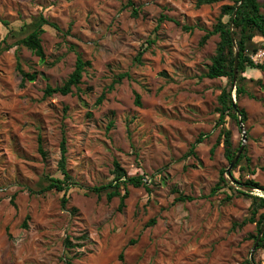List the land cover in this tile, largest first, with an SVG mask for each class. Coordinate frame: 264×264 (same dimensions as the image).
Masks as SVG:
<instances>
[{"label": "rangeland", "instance_id": "1", "mask_svg": "<svg viewBox=\"0 0 264 264\" xmlns=\"http://www.w3.org/2000/svg\"><path fill=\"white\" fill-rule=\"evenodd\" d=\"M127 2L0 0V264L250 260L257 227L250 222L234 226L249 216L251 201L235 189L260 196L264 191L226 176L233 189L224 186L210 195L229 165L216 111L226 80L202 76L218 36L199 44L221 5L233 0L201 5L197 0ZM260 2L264 13V0ZM40 16L47 20L41 35L43 59L14 43ZM163 16L177 23L163 19L155 30ZM77 53L90 61L78 88L44 97L46 84L60 85L67 78ZM248 55L264 65V37H253ZM17 63L34 80L22 83ZM120 73L128 76L109 90ZM242 75L254 96L237 101L247 114L243 131L249 161L243 158L233 174L264 186V69L247 67ZM135 93L140 105L134 103ZM110 120L113 125L107 129ZM62 126L66 166L75 181L65 205L61 192H37L49 177L61 178ZM223 126L231 128L234 146H239L238 123L226 117ZM200 134L202 141L190 151ZM113 160L128 174L142 175L147 186L128 185L120 211L118 197L107 201L105 195L88 193L113 177ZM179 194L192 199L177 201ZM250 261L264 264V249L256 248Z\"/></svg>", "mask_w": 264, "mask_h": 264}, {"label": "trees", "instance_id": "2", "mask_svg": "<svg viewBox=\"0 0 264 264\" xmlns=\"http://www.w3.org/2000/svg\"><path fill=\"white\" fill-rule=\"evenodd\" d=\"M218 0H197V5L212 3ZM240 0H233V3H225L221 5L219 15L215 23L212 25L210 30H207L199 40V44L203 45L206 40L212 36H218V42L216 45L215 53L210 59V64L207 66V71L202 75L203 77L208 78H224L226 80V85L223 86L217 95V105L216 111L218 112V125H222L220 130V137H222L223 144V153L224 157L228 162L233 158L239 146H234L232 139V130L229 126H223L226 121V117L233 119L237 122L238 114L241 116L242 122L244 123L247 118L246 111L243 107H240L237 104L239 98L243 95H248L250 98L254 96L247 92L246 86L243 83L245 77L242 75L247 67L264 69L263 64L254 63L253 60L248 55V44L252 42L254 36L264 37V13L261 12V2L260 0H244L240 4L237 13L233 20V30L232 34L234 36L235 44L233 45L231 39V32L228 28L232 12L235 9L236 5ZM128 5H132L131 0H128ZM132 14L136 15V10L132 9ZM226 17V19H224ZM163 19L173 20L169 17L163 16L159 18L158 24L155 27L157 29L159 23ZM177 23L176 20H173ZM47 23V20L42 16L39 17L37 25L30 29L23 36L18 38L14 43L22 45L29 49L32 53L37 55L40 59L44 58V51L42 46L41 35L45 31L43 25ZM187 29V26H184ZM235 47L238 50V64H237V75L235 82V99H236V108L232 107V92L231 88L232 79H233V66H234V51ZM87 66H90L89 60H84L80 53L76 54V60L74 63L73 70L69 73L67 78L60 84L52 86L46 84L43 89V96H51L53 94L66 95L72 92L73 87L78 88L83 77V73ZM16 69L21 74L22 83L24 80H34L35 75L33 73H28L22 70L19 63L16 65ZM124 76H128L127 73H120L115 76L112 83L108 86V89L111 90L113 85L119 82ZM105 96V90L97 98V103H100ZM134 103L140 105V95L135 93ZM113 121L110 120L107 124V129L112 127ZM247 134V131H246ZM202 134L198 136L195 142L192 144L190 151H193L195 143L202 141ZM247 138V136H246ZM240 145V144H239ZM38 150L41 154L44 155V151L41 145V139L38 137ZM59 150L60 156L57 161V170L59 171L61 178L49 177L48 183L43 188H40L37 192L44 193L46 191L54 190L61 192V203L65 205L68 201V190L71 186L75 185L73 177L67 170L66 160H67V140L64 132V127L61 129V138L59 141ZM246 148L244 147L243 152L241 153L238 161L231 170V177L234 179L235 183L238 185H244L250 189L258 188L264 191V186L255 181L253 178H246L241 180L240 178L236 179L233 172L240 166V162L245 158L246 162L249 161V158L245 155ZM254 170H251V174H254ZM113 177L105 184L94 186L88 190V193H95L98 197L105 195L107 201H110L114 197H118V210H122L125 206V199L128 197V185L134 187L146 186L144 177L142 175H130L125 169L120 166L117 160H113ZM227 186L233 189L232 184L229 183V179L226 177V169H222L218 183L211 189L210 195L216 193L217 190L222 187ZM237 193L245 195L251 199L249 211L250 214L248 217L242 219L239 223H234V226H242L248 222L255 223L257 227V234L261 228V225L264 222V212H260L264 208V196L253 195L247 192H244L240 189H235ZM228 197H230L228 195ZM192 196H185L179 194L176 196L177 201L191 200ZM29 216H26L28 219ZM154 220H151V223ZM23 226H26V220H24ZM257 235H253L252 238L255 240ZM257 248L264 249V232L259 240ZM122 259V254H120ZM65 264H72L70 261H66ZM123 264V263H122ZM246 264H259L257 262H251L249 259L246 260Z\"/></svg>", "mask_w": 264, "mask_h": 264}, {"label": "water", "instance_id": "3", "mask_svg": "<svg viewBox=\"0 0 264 264\" xmlns=\"http://www.w3.org/2000/svg\"><path fill=\"white\" fill-rule=\"evenodd\" d=\"M243 1L244 0H240L238 2V4L236 5L235 9L232 12V16H231V19H230V22H229V25H228V28H229V30L231 32V39H232L233 45H236L235 44V40H234V36L232 34V30H233V20H234V17H235V15L237 13V10H238L240 4H242ZM237 64H238V50L235 47V51H234V66H233V79H232V84H231V88L233 89V95H232V107L233 108H236V99H235L234 89H235V82H236V75H237ZM237 123H238V127H239V129L241 131V142H240V145H239V147H238L235 155L230 160L229 165L226 168V176L231 181H233V179L231 177V170L235 166V164L238 161L241 153L243 152V149H244V146H245V140H246V132L243 131V122H242L241 116L239 114H238ZM263 232H264V222L261 225V228H260V230H259V232L257 234V237H256V239H255V241L253 243V246L251 248V251H250V260H252V258H253V253L256 250L257 246H258L259 240H260Z\"/></svg>", "mask_w": 264, "mask_h": 264}]
</instances>
